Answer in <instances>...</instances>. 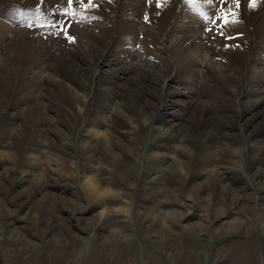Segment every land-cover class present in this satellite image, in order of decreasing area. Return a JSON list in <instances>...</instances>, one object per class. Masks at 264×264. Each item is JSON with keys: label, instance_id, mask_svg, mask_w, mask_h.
Masks as SVG:
<instances>
[{"label": "rangeland", "instance_id": "obj_1", "mask_svg": "<svg viewBox=\"0 0 264 264\" xmlns=\"http://www.w3.org/2000/svg\"><path fill=\"white\" fill-rule=\"evenodd\" d=\"M263 226L264 0H0V264H264Z\"/></svg>", "mask_w": 264, "mask_h": 264}, {"label": "bare ground", "instance_id": "obj_2", "mask_svg": "<svg viewBox=\"0 0 264 264\" xmlns=\"http://www.w3.org/2000/svg\"><path fill=\"white\" fill-rule=\"evenodd\" d=\"M195 50L196 51H192V54L193 55H195V56H197L196 55V53H199V55H202L201 57H202V60H203V52L202 51H200L199 50V48L197 47V48H195ZM205 58V57H204ZM201 60V61H202ZM93 132L95 133V134H99V131L95 128V129H93ZM100 139V141H101V146H102V149H103V151H104V153H107L108 152V150H109V146H108V143L110 142H112V141H115V140H110L111 139V137H110V135L108 134V133H102L100 136H99V138L97 139V140H99ZM114 143H116V144H118L119 145V142L118 141H115ZM85 185H86V189H87V193L89 194V197L90 198H92V197H95V198H103L104 196H106L107 198H110V199H112L111 198V196L112 195H115V194H112V192L111 193H109L108 191V195H105L106 194V191L105 192H103V191H99L98 189H97V187L94 185V183L91 181V179L89 178V177H87L86 179H85ZM164 192L166 191V190H163ZM187 192H189V191H187ZM105 193V194H104ZM196 193V192H195ZM112 194V195H111ZM194 194V193H193ZM111 195V196H110ZM186 196V195H185ZM187 197V196H186ZM188 199L189 198H191V196L189 195L188 197H187ZM193 198V197H192ZM109 199V200H110ZM186 199V198H185ZM105 203H107V202H105ZM110 205V204H109ZM108 210V209H107ZM105 208H103V210H102V212L99 214L100 216H102V213H103V211H107ZM167 218V217H166ZM160 222V221H159ZM166 222H168V221H166V219L164 218V216H163V218H162V220H161V222H160V228L162 227L163 229L164 228H166ZM240 225V223L238 222V221H233V222H229L228 223V225H227V227L225 228V230H231V229H234L235 230V228L237 227L238 228V226ZM201 226H202V224H200V223H196V222H194L193 224H190V225H185V228L187 229V230H190V231H195L196 229H199V228H201ZM263 229H264V226H263ZM113 231H111L112 232V234H110V237L111 238H121V239H123V240H125L126 238H127V236H125L124 234H122L121 232H122V230L120 229V228H113L112 229ZM156 231H160V230H156Z\"/></svg>", "mask_w": 264, "mask_h": 264}, {"label": "snow or ice", "instance_id": "obj_3", "mask_svg": "<svg viewBox=\"0 0 264 264\" xmlns=\"http://www.w3.org/2000/svg\"><path fill=\"white\" fill-rule=\"evenodd\" d=\"M68 2H69V4H71L72 0H68ZM209 2H211V0H209ZM253 2H254V0H253ZM237 3H238V0H237ZM89 4H91V0H89ZM86 7H87V5H86ZM65 11H67V9H65ZM225 23H227V21H225Z\"/></svg>", "mask_w": 264, "mask_h": 264}]
</instances>
